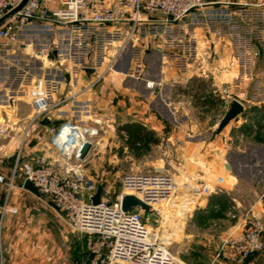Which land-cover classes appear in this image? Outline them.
<instances>
[{"label": "crops", "instance_id": "obj_1", "mask_svg": "<svg viewBox=\"0 0 264 264\" xmlns=\"http://www.w3.org/2000/svg\"><path fill=\"white\" fill-rule=\"evenodd\" d=\"M205 2L206 5L202 9L189 16L194 17L190 20L193 24H177L172 28L175 33L170 36L172 40L168 47L157 52L163 54L166 49L167 54L169 52L176 54L175 58L182 57L187 61L188 45L195 47L199 55L204 52H215L219 56L215 68L220 69V72L215 70L213 74L204 76L199 72H188L187 69L163 70V78L166 79L167 85L173 80L178 82V102L176 107L172 106V110L168 105L171 93L168 92L165 99L156 91L146 88L144 79L138 74L110 72L99 79V74L92 70L79 73V69L76 68L78 74H72L75 68L66 61L63 64L68 63V65L63 69L61 67L63 65L57 64L61 52L65 51L59 43L65 41L67 36L58 27L47 24L28 27L21 33L22 45L19 48L17 45H10L9 48L13 49L12 53H18L19 56L29 55L34 62H37L36 64L43 67L48 65L45 59L49 60L50 64L46 68L55 69L52 68L51 73L41 74L39 78L46 79L54 88L52 93L54 102L78 92L76 101L68 100L53 110L52 120L79 117L92 125L98 123L101 129L119 128L122 133L127 125L142 138L139 140L132 137L133 143L149 140L160 145L163 144L164 137H170L167 140L174 146L178 144L196 150L193 154H196L198 161L208 157L215 158L214 170L226 178L228 173L235 174L234 164L242 160L246 162L243 167L250 172L252 169V176L257 178L258 182L264 183V140L261 141V138L264 139V41L254 43L257 52L253 53L254 47L249 40H239L235 43L240 50L238 53L235 52V45L227 37L228 32L239 29L238 23L241 22L245 12L250 13L257 9V12H263L264 16V0H205ZM245 27L250 29V26ZM45 35L51 38L40 43L39 48L34 51L32 38H41ZM173 46L176 47L175 53L171 50ZM53 50H57V54L51 59L49 53ZM114 51L116 50L113 49ZM154 51L148 50L147 53L150 55ZM6 52L8 55L11 53L8 50ZM164 59H168L170 64L177 62V60L175 62L169 60V55ZM25 62L28 63L29 60ZM6 65L8 66V62L5 57L0 56V69H5ZM60 68L67 72L65 78L58 76ZM75 76L76 84L72 86ZM22 77L28 79L27 86L36 80L28 72H24ZM180 82L182 84H179ZM224 83L232 84L231 92L244 104L245 111L222 133L215 134L218 124L212 126L206 121H201L195 125L185 118L177 125L170 120L177 114L185 117L186 113L192 111L200 113L208 110L211 112L223 110L225 108L223 95L221 92H214V89L216 86L223 87ZM183 84L189 85L191 89L196 87V93H199L201 99L198 102L189 101L187 96L189 93L185 90L187 88L180 87ZM2 92L0 97H6L10 102L9 105L13 99V105L11 104L10 107L15 110L19 118L24 119L30 115L31 97L28 90L21 95L7 90ZM189 96L195 99L193 95ZM227 108L229 107L223 110V114L226 113ZM123 116H128L126 117L128 119H123ZM51 126L52 124L42 123L32 126L31 136L25 146L24 161L40 155L53 156L50 145ZM208 131H211L210 140L204 136ZM154 137L157 142L152 141ZM256 137L259 143H255ZM17 146L16 139L8 142L0 141V176L11 177ZM208 147L211 149L209 153H207ZM92 150L93 146L87 154V160H90ZM198 166L201 167V164L199 163ZM25 182L23 176L17 175L16 184L12 189H9L6 183H0V259L2 258L5 264H73L74 255L80 254L79 258L82 262L86 258L84 249L87 248L83 238L87 236L74 235L76 237L73 238V234L67 230L59 216L45 206L38 199L36 191L26 187ZM228 186L226 188L228 192L235 189L233 184ZM203 199L208 201L209 196ZM5 206L16 208L17 212L3 211ZM249 211L264 220V190L258 197L257 204ZM81 238L83 241L79 242Z\"/></svg>", "mask_w": 264, "mask_h": 264}, {"label": "built area", "instance_id": "obj_2", "mask_svg": "<svg viewBox=\"0 0 264 264\" xmlns=\"http://www.w3.org/2000/svg\"><path fill=\"white\" fill-rule=\"evenodd\" d=\"M205 5V0H0V56L7 53L10 45L18 48L22 45L20 36L26 28L47 24L60 28L66 40L71 41L72 51L68 52V48L67 52L75 70L69 73L78 74L76 68L79 73L92 70L102 79L111 71H117L116 67L132 53L135 55L130 65L134 63L139 68L134 74L144 79L146 88L154 90L160 83L148 72L150 64L146 66L142 54L167 48L172 40L170 36L175 33L172 28L183 24ZM92 47L97 49L94 54L90 52ZM186 50L188 56L196 53L200 74L220 72L215 68L218 53L199 55L190 45ZM167 52L165 49L160 57L164 70L180 68L185 71L191 67L189 59L182 57L170 64L164 59L169 55ZM65 73L60 68L58 76L65 78ZM74 79L72 86L77 77ZM161 88L159 95L165 98L166 90ZM53 89L46 79L35 80L29 90L32 114L27 118L11 121L0 111V141L11 136L18 142L11 177L0 176V183L12 189L17 175L30 180L37 189L38 199L59 216L70 232L87 234L90 255L81 264H177L169 248L143 220L141 210L135 208L125 212L121 205L123 194H134L151 205L152 210H157L158 205L173 207L182 190L173 174L162 169L125 172L120 196L111 201L112 187L107 180L95 179L88 173L85 168L87 155L82 154L85 142L91 147L95 145L99 129L72 118L63 119L58 127H50L53 156L40 155L24 161L32 126L46 117L52 120L53 110L66 101H76L78 92L54 102ZM224 92L226 100L223 99L230 105L235 97L228 89ZM18 123L21 124L19 128ZM99 182H104L105 189L101 202L93 204L91 198ZM224 182L222 177L217 178L216 183L202 182L194 191L199 197H208L221 191ZM6 210L17 212L13 207L5 206L3 211ZM225 249L229 254H225ZM255 253H264V220L250 219L248 229L240 237L230 236L218 256L236 264ZM0 264H5L2 258Z\"/></svg>", "mask_w": 264, "mask_h": 264}, {"label": "rangeland", "instance_id": "obj_3", "mask_svg": "<svg viewBox=\"0 0 264 264\" xmlns=\"http://www.w3.org/2000/svg\"><path fill=\"white\" fill-rule=\"evenodd\" d=\"M262 14L263 12H257V9L250 11V13L245 12L242 15L241 22L238 23L239 29L235 30V32H228L227 37L230 38L229 40L235 45L237 41L247 39L254 47L253 53L257 52L256 45L254 43L264 41V16ZM192 17L193 16L188 17L189 19L187 18L183 24H193V21L190 22L191 19H194V17ZM188 20L189 22H187ZM245 26H250V29H246ZM63 34H65V32H63ZM50 38L51 36L49 37L47 35L42 36L41 38H32L34 39L33 50L36 51L39 48L38 46L40 43H44L45 40ZM69 40L65 39V41H61L59 43L60 47L65 49V51L61 52V56L57 61V64L63 65L61 66L63 69L66 65H68V63L71 65L73 64L71 57L68 56V52L72 51L70 45L71 41ZM76 47L78 48V46ZM68 48L70 51L67 50ZM171 48L174 52L176 47L173 46ZM112 49L113 48L110 50ZM234 49L235 52L240 51L236 45L234 46ZM6 50L11 53L10 55L7 53V55L3 54V57H5V60L8 62V66L6 65L5 69H0V95L3 93V90H7L18 95L23 94L26 90L29 91L33 87L34 83L27 86L28 79L22 77L24 72H28L32 78L39 79L41 74L51 73V69L54 68H46L50 64L48 62L49 60L45 59L47 62L46 64L48 65L43 67L36 64L37 62H34V59H32L29 55L23 54L22 56H19L18 53H12L13 49L11 48H7ZM96 50L97 49L92 47L90 52L94 54ZM155 51L150 55L144 52L142 54V58L146 63V66L150 64L148 72L154 75L157 83H160V85L156 86V88L152 91H156V93L160 94L159 89L162 86L163 89L166 90L165 99L167 93L170 92L171 94L169 93L168 105L171 106L169 108L172 110V106L176 107V102H178V82L173 80L170 85L165 83L166 79L163 78L164 75L162 74L164 66L162 67L160 61L161 53ZM168 54L169 60L175 62L176 54H170V52ZM134 55L132 53H128L124 62L116 67L118 70L111 72L131 75L139 71V68H136L134 63L130 65V60L134 57ZM138 55L141 56V54ZM192 55L193 54H190L188 57L190 61L189 65L191 67L186 71L199 72L201 66L198 64V57L196 56V53H194L193 56ZM25 60H29V62L27 63ZM65 61L68 63L64 65L63 62ZM209 69H206V71ZM100 70L101 68H99V71ZM236 83L237 82H234V84ZM179 84L182 83L180 82ZM224 84L225 85L223 87L216 86L214 92H221L223 98L226 100L224 89H228L229 92L232 93V84ZM180 87L187 88L185 90L189 93L187 95L189 101L198 102V100L201 99L199 93H196V87L191 89L189 85L184 84L180 85ZM204 94H206V91ZM11 95L13 96V94ZM189 95H193L195 99L189 98ZM233 96L237 98L236 95ZM225 100L224 111L227 106L229 107V104H226ZM9 103L10 102L6 97H0V111L3 112L6 119L17 122L22 118H19L17 113H15V110L8 106ZM30 107L32 113V106L30 105ZM27 109L28 108H26V110ZM223 110H214L213 112L208 110L201 111L200 113L192 111L186 113L185 117L184 115L177 114L175 118H171L170 120H173V122L177 125L182 123L186 118L188 121L195 123V125L199 124L197 122L206 121L209 125L216 126L224 115ZM81 115H83V113ZM126 117L128 116H123L122 118L128 119ZM74 119L84 122L83 119L79 117ZM84 123L89 124L87 122ZM20 125L21 124H19L18 128L21 127ZM94 126L99 129V135L95 145L93 146L91 158L86 161L85 168L95 179L108 181L112 187L111 201H116L120 196L122 191V178L125 172L139 171L142 169H162L170 172L175 176L182 187V190L179 193L180 196L177 199L178 202H174L172 205L173 207H170L169 209L165 205H163V207L158 205L157 210L151 211H143L139 208L142 212L141 214L143 220L152 232L157 234L159 241L169 248L175 257L177 264H233L225 257L218 256V253L225 244L226 240L230 236L236 238L240 237L244 231L248 229L250 219L263 220L256 215H253V213L249 210L257 204V199L264 190V183L261 181L258 182L259 180L252 176V169L250 172L249 169L243 167V164H246L245 161H236L234 164L235 174L228 173V178H226L214 170L213 166H215V162L213 160L215 158L208 157L206 159H202V161H198L195 157L196 154H193L196 150L191 149L190 147L180 146L178 144L174 146L172 142L167 140L170 139V137H164L165 140L163 144L160 145H156L149 140H144L140 143H133L132 133L134 130L127 125H125L126 128H124L123 133L118 130L119 128L115 130H109L107 128L101 129L98 123ZM204 136L210 140L211 131L205 132ZM154 139L156 138L154 137ZM2 140L8 142L11 140V136L3 138ZM263 140L264 139L261 138V141ZM255 143H259V139H257V137ZM207 150V153L211 152L209 147ZM198 162L201 164V167L198 166ZM230 175L234 176L231 177ZM219 177L226 180L221 184L223 189L215 193L220 194V196H224L221 203L216 204L214 202H210V198L214 194L209 196V200L207 201L204 199L202 200L203 197L207 198L206 196L199 197V195H197L194 191L196 187H200L202 182H208L210 184L216 183V179ZM232 184L235 186V189L233 188L234 190L229 192L226 191V188L229 187L228 185ZM155 208L156 205L154 206V209ZM70 233L73 234V238L76 237L74 235H79L81 237H85L86 235L88 237L87 234L81 235L73 232ZM87 237L83 238L86 242L85 240L83 241L82 238L79 239V242L83 241L84 244H87ZM84 251L86 257L90 255L88 248L84 249ZM224 252L225 254H229V250L227 249H225ZM79 256L80 254L74 255L73 264L81 263V258H79ZM120 264L127 263L122 262ZM236 264H264V253L252 254L247 259Z\"/></svg>", "mask_w": 264, "mask_h": 264}, {"label": "water", "instance_id": "obj_4", "mask_svg": "<svg viewBox=\"0 0 264 264\" xmlns=\"http://www.w3.org/2000/svg\"><path fill=\"white\" fill-rule=\"evenodd\" d=\"M56 54H57V50H53L52 52L49 53V58L54 59ZM11 104L13 105V99L11 100ZM244 111H245L244 104L236 98L233 99L232 102L230 103L228 110L226 111V113L218 123V126L215 130V134L222 133V131ZM63 121H64L63 119L51 120L50 118L46 117L41 123L44 125L52 124L54 127H58L61 123H63ZM90 149H91V144L89 142H85L82 148L83 156L87 155ZM25 185L29 189H32L37 192L35 185L30 180H26ZM104 189H105L104 182H99L97 184V190L91 198L93 204H98L101 202ZM121 205L123 211L125 212H129L131 209H135V208H140L143 211L152 210L151 205H149L148 203L143 201L140 197L134 194H123L121 198Z\"/></svg>", "mask_w": 264, "mask_h": 264}, {"label": "trees", "instance_id": "obj_5", "mask_svg": "<svg viewBox=\"0 0 264 264\" xmlns=\"http://www.w3.org/2000/svg\"><path fill=\"white\" fill-rule=\"evenodd\" d=\"M132 137L133 138H137L139 140H142L141 136L139 134H137L135 131H134V133H132ZM152 141L153 142H157V139H153ZM223 199H224V196H220V194H214V195L211 196L210 202L211 203L214 202V203L217 204V203H221L223 201Z\"/></svg>", "mask_w": 264, "mask_h": 264}, {"label": "bare ground", "instance_id": "obj_6", "mask_svg": "<svg viewBox=\"0 0 264 264\" xmlns=\"http://www.w3.org/2000/svg\"><path fill=\"white\" fill-rule=\"evenodd\" d=\"M155 206V205H154ZM120 263H122V262H119L118 264H120Z\"/></svg>", "mask_w": 264, "mask_h": 264}]
</instances>
